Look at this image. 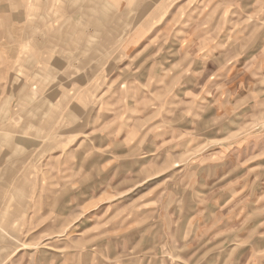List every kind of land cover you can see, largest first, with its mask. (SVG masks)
Here are the masks:
<instances>
[{
    "label": "rangeland",
    "instance_id": "1",
    "mask_svg": "<svg viewBox=\"0 0 264 264\" xmlns=\"http://www.w3.org/2000/svg\"><path fill=\"white\" fill-rule=\"evenodd\" d=\"M148 3L0 0V264H264V0Z\"/></svg>",
    "mask_w": 264,
    "mask_h": 264
},
{
    "label": "crops",
    "instance_id": "2",
    "mask_svg": "<svg viewBox=\"0 0 264 264\" xmlns=\"http://www.w3.org/2000/svg\"><path fill=\"white\" fill-rule=\"evenodd\" d=\"M114 1L118 3V7L124 6V8L129 9L130 10V12H128L129 15L135 16L137 19L138 17H140V21L142 25L146 23L145 21L148 19V15H149L148 0H124V3L120 2L122 0H114ZM131 22L132 20L130 21V23ZM141 28L143 29V27Z\"/></svg>",
    "mask_w": 264,
    "mask_h": 264
}]
</instances>
